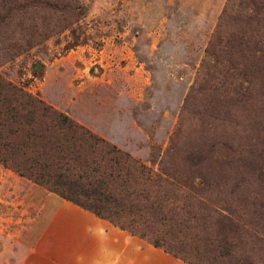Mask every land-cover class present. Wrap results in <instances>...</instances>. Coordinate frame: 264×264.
Segmentation results:
<instances>
[{
    "label": "rangeland",
    "instance_id": "1",
    "mask_svg": "<svg viewBox=\"0 0 264 264\" xmlns=\"http://www.w3.org/2000/svg\"><path fill=\"white\" fill-rule=\"evenodd\" d=\"M250 1L261 0L232 11L228 0H16L1 12L0 75L154 170L168 159L202 173L204 200L247 225L242 264H264V68L247 104L208 89L215 35L243 30ZM86 213L0 164V264H70L88 236L71 220ZM139 245L125 264H185Z\"/></svg>",
    "mask_w": 264,
    "mask_h": 264
},
{
    "label": "trees",
    "instance_id": "2",
    "mask_svg": "<svg viewBox=\"0 0 264 264\" xmlns=\"http://www.w3.org/2000/svg\"><path fill=\"white\" fill-rule=\"evenodd\" d=\"M235 1L228 0L227 9L242 8L244 0ZM7 4L20 7L0 0V18L11 10ZM237 14L244 29L217 32L213 44L221 48L208 53L214 59L209 93L233 107L250 101V76L264 68V0L259 6L250 1L248 12ZM167 160L154 170L0 75L4 168L185 264H225L237 252L243 254L237 263L247 262L249 230L242 217L229 205L204 200L202 173L167 169Z\"/></svg>",
    "mask_w": 264,
    "mask_h": 264
},
{
    "label": "crops",
    "instance_id": "3",
    "mask_svg": "<svg viewBox=\"0 0 264 264\" xmlns=\"http://www.w3.org/2000/svg\"><path fill=\"white\" fill-rule=\"evenodd\" d=\"M74 229L80 232L85 230L88 236L76 241L80 250L71 253L70 264H125L126 248L133 245L129 259L133 258L137 255L135 247L140 246L142 242L90 213L71 220V232H74Z\"/></svg>",
    "mask_w": 264,
    "mask_h": 264
}]
</instances>
